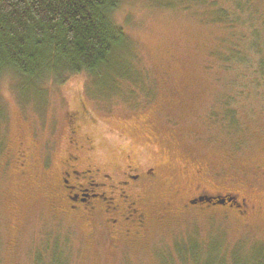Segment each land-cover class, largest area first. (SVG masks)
<instances>
[{
    "label": "rangeland",
    "instance_id": "obj_1",
    "mask_svg": "<svg viewBox=\"0 0 264 264\" xmlns=\"http://www.w3.org/2000/svg\"><path fill=\"white\" fill-rule=\"evenodd\" d=\"M171 1L122 0L113 22L129 41L127 70L109 86L88 73L63 83L3 75L0 264H264V0ZM205 1L233 24L216 20ZM71 115L75 142L92 148L83 168L113 172L129 156L158 168L159 183L143 194L147 235L111 243L103 217L58 203L46 165L70 151ZM205 160L218 164L201 192L240 202L253 192L256 209L182 210L177 192Z\"/></svg>",
    "mask_w": 264,
    "mask_h": 264
},
{
    "label": "trees",
    "instance_id": "obj_2",
    "mask_svg": "<svg viewBox=\"0 0 264 264\" xmlns=\"http://www.w3.org/2000/svg\"><path fill=\"white\" fill-rule=\"evenodd\" d=\"M156 1L166 7L173 5L171 0ZM121 2L0 0V81L9 71L27 81L53 78L58 83L88 73L96 83L104 82L102 87L111 85L127 70L126 55H121L128 51L129 41L113 22ZM205 2L216 20L233 24L216 2ZM51 263L58 264V259Z\"/></svg>",
    "mask_w": 264,
    "mask_h": 264
},
{
    "label": "flooded vegetation",
    "instance_id": "obj_3",
    "mask_svg": "<svg viewBox=\"0 0 264 264\" xmlns=\"http://www.w3.org/2000/svg\"><path fill=\"white\" fill-rule=\"evenodd\" d=\"M73 123H75L74 116L71 115L70 151L62 159L56 158L59 165L54 163L51 166L48 163L46 165L51 171L49 178L51 190L57 197L58 203L64 204L73 213L90 217L92 221L103 217L111 243L119 241L121 236L125 239L130 236L139 239L147 235L150 223L149 208L143 194L154 183H159L158 168L143 167L134 163L130 156L127 157L128 165L125 168L113 172L104 166L83 168L82 155L90 148L75 142L77 128ZM91 151L92 148L88 151V155ZM29 162L28 151L21 147L18 155L19 166L26 170ZM216 164H218L216 160L208 162L205 160L200 164V169L194 171L196 181L190 182L177 192L181 201L180 208L185 210L205 204L222 205L218 204V201L225 199L226 203L236 209H243L239 210L242 214L255 210L253 192H249V198L243 199L242 202L237 199L229 201L230 196L208 195L206 192H201L200 181L205 178L210 179L209 170L215 168ZM187 165L186 168L190 169V164ZM201 198L211 199L212 203H201ZM164 207L165 210L174 208L169 201Z\"/></svg>",
    "mask_w": 264,
    "mask_h": 264
},
{
    "label": "water",
    "instance_id": "obj_4",
    "mask_svg": "<svg viewBox=\"0 0 264 264\" xmlns=\"http://www.w3.org/2000/svg\"><path fill=\"white\" fill-rule=\"evenodd\" d=\"M233 199H229V201H232ZM200 202L203 203V202H209V203H212V200L211 199H206V198H201L200 199ZM226 203V200L225 199H220L218 201V204H225Z\"/></svg>",
    "mask_w": 264,
    "mask_h": 264
}]
</instances>
